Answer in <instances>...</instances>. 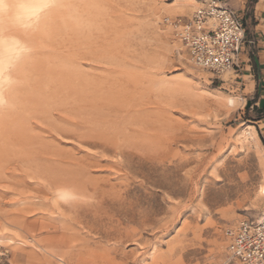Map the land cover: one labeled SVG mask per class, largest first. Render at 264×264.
<instances>
[{"label": "rangeland", "instance_id": "rangeland-1", "mask_svg": "<svg viewBox=\"0 0 264 264\" xmlns=\"http://www.w3.org/2000/svg\"><path fill=\"white\" fill-rule=\"evenodd\" d=\"M88 1L103 14L106 62L80 65L126 99L134 121L123 122L147 144L118 138L101 154L65 140L102 165L89 169L100 187L116 189L119 205L102 202L99 220L87 210L97 232L72 222L73 194L38 177L0 179V264H64L63 253L75 264H239L224 232L264 209V142L234 75L195 68L162 23L189 18L198 0Z\"/></svg>", "mask_w": 264, "mask_h": 264}, {"label": "bare ground", "instance_id": "bare-ground-1", "mask_svg": "<svg viewBox=\"0 0 264 264\" xmlns=\"http://www.w3.org/2000/svg\"><path fill=\"white\" fill-rule=\"evenodd\" d=\"M11 3L24 7L9 14L6 5ZM98 7L88 0H0V179L38 177L56 192L73 194L76 197L65 207L73 214L72 222L90 232L98 229L89 223V214L99 220L102 202L114 208L118 196L109 181H104L110 186L106 190L89 173L102 165L80 155V148L63 145L65 140L101 154L110 151L108 146H118V138L132 147L147 144L123 122L134 121L124 110L126 99L108 90L102 75L90 74L80 65L106 62L105 27ZM4 45L12 48L2 49ZM116 153L129 159L126 152ZM58 260L75 264L72 253H63ZM105 262L93 259L94 264Z\"/></svg>", "mask_w": 264, "mask_h": 264}, {"label": "built area", "instance_id": "built-area-1", "mask_svg": "<svg viewBox=\"0 0 264 264\" xmlns=\"http://www.w3.org/2000/svg\"><path fill=\"white\" fill-rule=\"evenodd\" d=\"M189 18H164L173 40L197 69L216 78L238 69L244 26L225 0H198ZM228 256L239 264H264V209L255 220L241 219L224 232Z\"/></svg>", "mask_w": 264, "mask_h": 264}, {"label": "crops", "instance_id": "crops-1", "mask_svg": "<svg viewBox=\"0 0 264 264\" xmlns=\"http://www.w3.org/2000/svg\"><path fill=\"white\" fill-rule=\"evenodd\" d=\"M228 8L244 26L245 42L233 74L257 113L253 122L264 142V0H225Z\"/></svg>", "mask_w": 264, "mask_h": 264}, {"label": "clouds", "instance_id": "clouds-1", "mask_svg": "<svg viewBox=\"0 0 264 264\" xmlns=\"http://www.w3.org/2000/svg\"><path fill=\"white\" fill-rule=\"evenodd\" d=\"M23 5L22 4H19V3H11V4H7L6 5V8L9 12V14H14L16 13L18 10H21L23 9Z\"/></svg>", "mask_w": 264, "mask_h": 264}, {"label": "water", "instance_id": "water-1", "mask_svg": "<svg viewBox=\"0 0 264 264\" xmlns=\"http://www.w3.org/2000/svg\"><path fill=\"white\" fill-rule=\"evenodd\" d=\"M248 105H249V103H248Z\"/></svg>", "mask_w": 264, "mask_h": 264}]
</instances>
